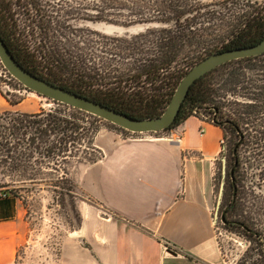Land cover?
<instances>
[{
    "label": "trees",
    "instance_id": "trees-1",
    "mask_svg": "<svg viewBox=\"0 0 264 264\" xmlns=\"http://www.w3.org/2000/svg\"><path fill=\"white\" fill-rule=\"evenodd\" d=\"M116 1L0 0V35L15 58L31 72L135 118L161 115L182 77L204 54L253 45L264 38V13L261 12L248 17L243 27L233 32L235 38L230 43V30L215 39L200 34L193 26L198 8L190 10L178 0H119L122 11L140 8L145 12V18L134 22L126 19L132 12L125 14L122 20L112 19L110 14L105 13L101 5H114ZM102 21L124 25L154 22L159 26L120 39L101 36L83 25ZM22 24H25L24 28ZM96 37L103 40L109 38L113 40L111 44L119 39L123 42L124 50L134 47L131 49V64L117 68H111L114 63L106 66L102 54L113 56L112 52L105 53L104 44L99 40L97 42ZM144 38H151V43H143V48H140L139 44ZM98 53H101L99 59L95 57ZM181 61L190 62V65L186 69L176 70ZM174 71L179 73L176 78ZM228 95L230 61L196 80L175 122L161 132L169 135L177 132L196 109L207 105L223 108L217 101ZM54 102V108H40L33 114L13 111L0 113V173L2 177L11 179L5 186L20 189L25 182L44 177L37 176L41 175L40 169L43 166L48 168L50 162L67 152L68 147L78 141L79 135L89 136L91 145L94 144L101 129L96 121L102 119L79 108ZM66 182L69 188L65 195L69 196L74 191L75 183L70 178ZM223 199L226 204L230 202L229 183L226 180ZM228 212L230 214V208ZM241 221L237 226H231L230 222V229H238L250 238L245 226L249 228L252 224ZM257 230L259 236L250 239L262 245L259 255L264 261V232L259 228Z\"/></svg>",
    "mask_w": 264,
    "mask_h": 264
},
{
    "label": "crops",
    "instance_id": "crops-1",
    "mask_svg": "<svg viewBox=\"0 0 264 264\" xmlns=\"http://www.w3.org/2000/svg\"><path fill=\"white\" fill-rule=\"evenodd\" d=\"M179 132L180 143L122 138L97 163L80 165L81 187L115 217L83 213L79 230L65 242L63 264H149L155 247L161 255L169 242L214 258L216 163L224 133L193 115L170 136ZM1 194L0 264H15L26 237L22 201Z\"/></svg>",
    "mask_w": 264,
    "mask_h": 264
},
{
    "label": "rangeland",
    "instance_id": "rangeland-1",
    "mask_svg": "<svg viewBox=\"0 0 264 264\" xmlns=\"http://www.w3.org/2000/svg\"><path fill=\"white\" fill-rule=\"evenodd\" d=\"M118 2L116 1L114 5L110 6L101 5L105 13L110 14L112 19L122 20L128 12H132V14L126 19L133 22L146 17L145 12L140 8L122 11ZM177 2L183 6L185 5L186 8H191L190 10L198 8L193 22L195 25L193 26L208 39L221 37L227 34L229 30L231 38L235 30L243 27L248 17L255 16L259 12L264 13V0H178ZM133 7L134 4H132ZM95 26L109 35L135 33L141 29L144 32V29L147 28L145 24L140 22L125 26L102 21L95 23ZM21 27L24 28L25 24H22ZM96 40L104 45L110 43L106 44L105 47L102 45L105 53L109 52L111 54L112 52L113 55L102 54L106 66H111L114 63L111 68H117L120 65L131 64L133 59L130 56L132 55L131 49L134 47L124 50L122 42L115 40V43L111 44L113 40L109 38L103 40L99 37H96ZM147 42L150 44L151 38H144L139 47L143 48V43ZM117 45L122 47L118 48ZM115 53L118 56H115ZM127 55L129 57H126ZM206 55L208 54H204V56ZM99 56H101V53L95 55L97 59H99ZM189 65L190 62L181 61L176 70L186 69ZM242 66H246L247 69H242L241 72L248 70L251 79L255 77L254 74L257 77L264 74L263 58L247 62ZM173 74L176 78L179 73L174 71ZM217 104L223 106L222 112L224 114L230 115V111L232 112L230 109V95L226 96L225 99H219ZM54 106H56L54 100L39 96L37 93L33 94L19 82L8 80L4 75H0V113L13 111L33 114L38 112L41 107L47 109ZM96 123L101 126V129L95 137L94 144L91 145L89 136L79 135L78 141L72 143L67 152L62 153L53 162H50L48 168L43 166L40 169L41 175L38 174L37 176H44L40 178L43 180L27 181L28 183L25 182L22 188L14 189L11 186H5V183L10 182L11 179L4 178L0 174V193H13L21 198L23 219L26 224V237L17 250L15 264H63L62 252L66 246L65 242L71 235H74L73 232L79 230L82 225L81 217L83 213L90 215V210H94L96 214L101 216L104 214L115 217L101 207L100 202L79 185L77 174L82 163L92 164L93 161L97 163L104 155L105 150L114 141L122 138L150 136L168 138L170 136L167 132H125L105 120L96 121ZM261 126H264V114L261 116L260 121L255 123V128L252 131L260 129ZM224 136L228 145L225 154L226 179L223 175L222 153H220L216 163V202L218 201L222 182L226 180L229 183L230 181V175H228L231 146L230 130L224 131ZM240 156L242 162L239 171L241 199L239 206L234 209L231 215L229 214V219L231 217V219L248 220L253 228H259L264 232V142L252 141L244 144ZM43 172L44 174H42ZM70 174L73 175L75 188L72 194L68 196L65 195V191L69 188L66 180ZM225 205L226 202L222 199L217 221H215L216 210H213V248L216 255L211 261L181 250L169 242L170 244H164L165 251L161 255L158 247H155L149 264H264L262 257L259 255L262 245H259L257 241H252L238 229L231 230L230 224H224L221 221V211ZM166 252L169 256H165Z\"/></svg>",
    "mask_w": 264,
    "mask_h": 264
},
{
    "label": "flooded vegetation",
    "instance_id": "flooded-vegetation-1",
    "mask_svg": "<svg viewBox=\"0 0 264 264\" xmlns=\"http://www.w3.org/2000/svg\"><path fill=\"white\" fill-rule=\"evenodd\" d=\"M15 1L17 2V0H15ZM140 23H143L147 26V28L144 29L145 31L149 28L159 26L158 23H154V22H151V23L140 22ZM83 25H86V27H84L85 29L88 28V29H91L93 31H97L101 34V36H109V37H114V38L119 37L120 39H122L123 37L139 35V34L145 32V31L142 32L143 29H141L139 31H136L135 33H126L123 35H109V34L104 33L103 31L97 29L95 26V23H93V22H86ZM120 25H124V24H120ZM125 26H130V25H125ZM233 38H235V35L231 36L230 43H231V40ZM257 40H259V38L254 39V41H257ZM116 41H119V39H116ZM119 42H122V41H119ZM254 44H256V43H254ZM206 56H208V55H206ZM206 56H204V57H206ZM203 58H201V59H203ZM248 58H250V60ZM262 58L264 59V53L259 54V55H255V56H251V57H245V58H240V59H235V60L230 61V109L232 110V112L230 111V115L224 114L222 112V108H218L215 105L213 107L210 105H207V107H202V108H199L198 110L196 109L195 111H193V116H198L202 120L211 122V123L219 126L220 128H222L223 133H224V131L230 130V143H231V146H230V168H228L229 169L228 175H230V181H229L230 202L228 204H226L224 209L221 211L220 219L224 224H230V222H231V226H237L238 222H243L239 219H234V218L231 219V217L229 219V212H228V210L230 208V215H231L233 213L234 209H236L240 204L239 201L241 199V184H240L241 180L239 178V171H240L241 163H242L240 152L242 150V147L246 143H249L252 141H263L264 142V126H261L262 129L260 128V129H256V130L252 131V129L255 128V123L260 121L261 116L264 114V112H263V109H264V74H260L259 77H257L256 74H254L255 77L251 79L250 76L248 75L249 74L248 70H244V72H241L242 69H247L246 66H242V64L245 65V64H247V62L256 61V60L262 59ZM232 70H235V71L232 72ZM0 75H4L5 77L8 78V80H14V81L19 82L3 66L1 60H0ZM19 83L22 84L21 82H19ZM52 83H54V82H52ZM57 85H59V84H57ZM23 87L26 90H29L24 85H23ZM29 91H31V90H29ZM31 92H33V91H31ZM35 93L36 92H33V94H35ZM38 95L42 96L40 94H38ZM42 97H45V96H42ZM46 98H48V97H46ZM89 98H91V97H89ZM91 99H93V98H91ZM239 103H245L246 105L245 104H239ZM243 106H245V107H243ZM41 108H44V107H41ZM44 109L46 110V108H44ZM47 109H51V108H47ZM205 112H209V113H205ZM94 116H96V115H94ZM102 120H104V119H102ZM222 139L224 140L225 152H224V156H223L224 160L221 159V162H222V167L224 169L223 175H224V178L226 179V177H225L226 155L225 154H226V151L228 149V145H227L226 138H225L224 134H223ZM82 164L89 165L88 163H82ZM80 170L81 169L79 168V171L77 174V180H78L79 185H80V175H81ZM72 176L73 175L70 174L69 178L74 181ZM6 178L9 179V177H6ZM224 185H225V181H223L221 184L220 192H219V196H218V201L215 202V204H216L214 207V210H216L215 221H217L218 212L220 209V205L222 203L223 194H224ZM215 190H216V188H215ZM74 198H76V197H74ZM226 217H227V219H226ZM213 218H214V213H213ZM245 221L250 222L248 220H245ZM245 229H246V232L248 233V235L250 236L251 239L253 237L259 236V231L256 228H253V227L248 228L245 226Z\"/></svg>",
    "mask_w": 264,
    "mask_h": 264
},
{
    "label": "water",
    "instance_id": "water-1",
    "mask_svg": "<svg viewBox=\"0 0 264 264\" xmlns=\"http://www.w3.org/2000/svg\"><path fill=\"white\" fill-rule=\"evenodd\" d=\"M264 53V38L253 45L213 52L201 59L182 77L163 113L156 117L135 118L108 105L52 83L26 69L13 55L0 35V60L9 73L29 90L58 102L96 115L132 133H158L170 127L180 112L191 86L214 68L229 61ZM83 240V237H80Z\"/></svg>",
    "mask_w": 264,
    "mask_h": 264
},
{
    "label": "built area",
    "instance_id": "built-area-1",
    "mask_svg": "<svg viewBox=\"0 0 264 264\" xmlns=\"http://www.w3.org/2000/svg\"><path fill=\"white\" fill-rule=\"evenodd\" d=\"M167 139H170V141H174L176 143H180L182 137H181V134L179 132V133H176L175 136H170V138H167ZM220 146H221V150H222V152H220V153H222L221 159L224 160V157H223L224 155L223 154L225 152V146H224V140L223 139H221ZM5 195L6 194H4L3 196H5ZM1 196H2V194H1Z\"/></svg>",
    "mask_w": 264,
    "mask_h": 264
}]
</instances>
